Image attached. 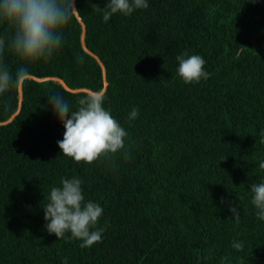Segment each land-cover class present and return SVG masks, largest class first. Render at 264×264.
I'll use <instances>...</instances> for the list:
<instances>
[{
    "label": "trees",
    "instance_id": "obj_1",
    "mask_svg": "<svg viewBox=\"0 0 264 264\" xmlns=\"http://www.w3.org/2000/svg\"><path fill=\"white\" fill-rule=\"evenodd\" d=\"M0 264H264V0H0Z\"/></svg>",
    "mask_w": 264,
    "mask_h": 264
}]
</instances>
